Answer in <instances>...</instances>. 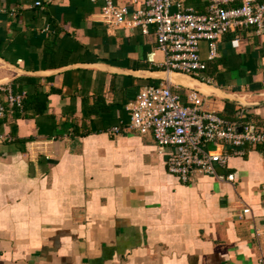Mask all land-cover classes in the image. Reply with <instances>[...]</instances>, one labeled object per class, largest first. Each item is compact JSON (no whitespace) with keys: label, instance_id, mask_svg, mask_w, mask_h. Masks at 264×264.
I'll use <instances>...</instances> for the list:
<instances>
[{"label":"crops","instance_id":"0c3cea01","mask_svg":"<svg viewBox=\"0 0 264 264\" xmlns=\"http://www.w3.org/2000/svg\"><path fill=\"white\" fill-rule=\"evenodd\" d=\"M213 1L169 9L206 13ZM103 5L0 0V85L21 96L0 117V264H261L264 144L239 148L217 177L182 182L167 172V149L127 128L138 91L168 80L155 26L116 25ZM217 51L207 59L200 42L211 83L183 82L209 94L207 108L222 117L244 108L264 127V104L228 95L264 100V26L227 31ZM173 85L185 100L188 88ZM0 100L7 105L3 91Z\"/></svg>","mask_w":264,"mask_h":264},{"label":"built area","instance_id":"2783aa9c","mask_svg":"<svg viewBox=\"0 0 264 264\" xmlns=\"http://www.w3.org/2000/svg\"><path fill=\"white\" fill-rule=\"evenodd\" d=\"M130 1H141L144 6L130 11L126 4L104 0L102 15L109 22L138 27L143 33L153 24L155 46L164 55V71L187 74L207 83L211 82L204 74L206 62L200 56V42L206 41L210 60L217 56L218 40L227 31L246 26L261 30L264 26V2L255 0H240L239 5L232 7L221 6L214 0L206 13L183 8L181 4L170 12L172 0ZM231 44L238 46V39L231 40ZM173 86L169 80L144 85L127 104V128L151 134L160 149H167L166 170L182 182L191 180L192 174L217 177L216 166H225L231 155L242 154L239 148L245 144H264V127L247 121L244 108L236 112L234 120L227 119L217 110L207 108L210 99L198 90L188 89L184 100ZM0 91L7 103L0 100L1 117L15 103H20L21 96L13 94L7 86L0 85ZM108 132L116 136L120 127L114 126ZM209 144L216 149H209ZM227 179L233 181L234 175L229 174ZM248 210L245 208L243 212ZM260 262L264 264V259Z\"/></svg>","mask_w":264,"mask_h":264},{"label":"water","instance_id":"95a60500","mask_svg":"<svg viewBox=\"0 0 264 264\" xmlns=\"http://www.w3.org/2000/svg\"><path fill=\"white\" fill-rule=\"evenodd\" d=\"M166 74V78L173 84L177 85V86H183V87H187L188 89H196L198 90L200 93H202L203 95H209L203 91H201L200 89L196 88V87H192V86H187L185 84V82H183V80H188V81H196V82H201V83H205L199 79H196L190 75L187 74H183V73H178V72H166L164 71ZM208 84V83H207ZM231 98H233L235 101H237L240 105L242 106H246V107H251V106H256V105H262L264 104V100L259 101V102H249V101H245L242 97L236 96V95H232V94H228Z\"/></svg>","mask_w":264,"mask_h":264},{"label":"rangeland","instance_id":"374dc122","mask_svg":"<svg viewBox=\"0 0 264 264\" xmlns=\"http://www.w3.org/2000/svg\"><path fill=\"white\" fill-rule=\"evenodd\" d=\"M208 148L211 149V150H215L216 149V146L214 144H209L208 145Z\"/></svg>","mask_w":264,"mask_h":264},{"label":"trees","instance_id":"16d2710c","mask_svg":"<svg viewBox=\"0 0 264 264\" xmlns=\"http://www.w3.org/2000/svg\"><path fill=\"white\" fill-rule=\"evenodd\" d=\"M247 121H249L247 118H246Z\"/></svg>","mask_w":264,"mask_h":264}]
</instances>
